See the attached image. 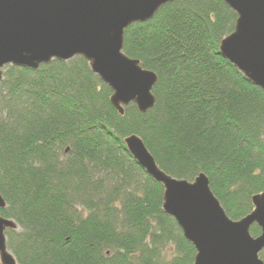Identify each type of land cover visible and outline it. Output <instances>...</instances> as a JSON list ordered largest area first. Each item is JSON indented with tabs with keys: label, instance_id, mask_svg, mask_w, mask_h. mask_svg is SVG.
I'll list each match as a JSON object with an SVG mask.
<instances>
[{
	"label": "trees",
	"instance_id": "obj_1",
	"mask_svg": "<svg viewBox=\"0 0 264 264\" xmlns=\"http://www.w3.org/2000/svg\"><path fill=\"white\" fill-rule=\"evenodd\" d=\"M235 21L222 0H179L124 31L123 54L157 77L145 114L130 104L118 115L81 57L4 68L0 216L18 227L5 232L16 264H193L161 185L125 149L131 135L166 175H205L229 219L252 211L264 192V92L219 54Z\"/></svg>",
	"mask_w": 264,
	"mask_h": 264
},
{
	"label": "water",
	"instance_id": "obj_2",
	"mask_svg": "<svg viewBox=\"0 0 264 264\" xmlns=\"http://www.w3.org/2000/svg\"><path fill=\"white\" fill-rule=\"evenodd\" d=\"M179 0H0V82L5 67L37 71L52 61L83 58L110 91V105L123 116L133 104L140 114L155 105L156 75L122 52L124 31L143 24ZM236 15L233 31L219 44L220 56L264 92V0H222ZM125 149L143 172L161 185L162 210L195 250L193 264H264V192L251 197L252 211L229 219L199 174L192 182L159 169L142 140L131 135ZM5 202L0 195V210ZM260 229L257 237L250 227ZM17 225L0 216V264H16L5 232Z\"/></svg>",
	"mask_w": 264,
	"mask_h": 264
}]
</instances>
